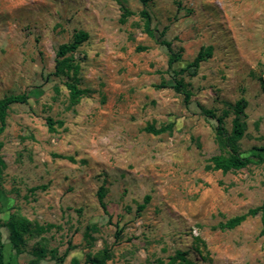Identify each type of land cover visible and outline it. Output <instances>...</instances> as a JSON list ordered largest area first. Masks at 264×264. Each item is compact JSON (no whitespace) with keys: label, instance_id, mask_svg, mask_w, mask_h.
Wrapping results in <instances>:
<instances>
[{"label":"rangeland","instance_id":"1","mask_svg":"<svg viewBox=\"0 0 264 264\" xmlns=\"http://www.w3.org/2000/svg\"><path fill=\"white\" fill-rule=\"evenodd\" d=\"M121 6L134 13L124 24ZM143 8L139 0H0V99L28 96L9 108L0 135L8 264H86L103 251L104 264H264L259 217L220 229L261 205L264 163L214 171L217 123L203 115L244 99L239 152L264 147V0H150L152 37ZM79 31L88 39L61 62L58 47ZM201 48L211 57L179 73ZM170 52L181 57L169 69ZM181 79L188 101L173 89ZM67 85L83 94L72 101ZM169 123L170 132H145ZM11 217L29 222L18 250Z\"/></svg>","mask_w":264,"mask_h":264},{"label":"trees","instance_id":"2","mask_svg":"<svg viewBox=\"0 0 264 264\" xmlns=\"http://www.w3.org/2000/svg\"><path fill=\"white\" fill-rule=\"evenodd\" d=\"M142 6L145 8L150 0H139ZM142 9L139 12L141 18L145 20L144 24V32L149 35L153 36L152 30L150 29L149 25V14L145 9ZM122 14L119 18V23L124 24L125 21L134 15L131 11H129L124 6H121ZM88 39V34L79 31L76 32L71 42L68 44H63L58 47L57 50V58H62L61 62H66V55L70 53H75L77 49L81 46ZM162 45L167 47L170 50V44L166 42H162ZM180 53L170 52V56L168 59V68L170 69L174 63H177L180 60ZM211 57V49H204L201 48L195 58L192 60L191 63L187 65L185 69L179 71L182 73L188 70H196L200 63L205 62L207 59ZM61 71L60 67L56 68L55 75H58ZM178 74V73H177ZM67 88L70 92V98L72 101L77 100L82 94L83 91L78 90L74 85H67ZM173 89L177 93H181L184 96L185 101H188L190 98V94L183 89L182 79L175 80V84ZM28 101V96L26 94H19V95H9L0 99V135L5 130V120L8 114V110L12 105H20L26 104ZM246 101L244 99H240L235 102L233 105H228V110H224L222 115L217 116L215 111L213 110H203V115L214 119L216 121V128H215V139L219 146L220 154L213 156L210 158V163L212 169L214 171H220L222 173H228L233 171H239L247 168L252 164H259L264 163V158L262 157L261 153H264V147L259 149V153L251 154L250 156H242L239 152V141L243 138L246 125L244 122L245 114L244 110L246 108ZM229 112H232L233 119L231 120V130L227 131L224 127V119L228 116ZM49 125L51 126L52 123L48 120ZM173 124L169 123L164 126H160L159 128L155 127H148L145 129V132L152 134L154 136H158L167 132H170L172 129ZM0 143V149H1ZM104 191L101 188L97 194L98 202L102 210L106 213V207L104 204ZM149 197L145 198V202L148 201ZM143 206H140L142 209ZM260 218L261 223V230L259 236H264V200L258 207L248 210L246 213L242 215L235 216L233 218L228 219L224 224L220 225V229L223 230H232L242 224L248 218ZM17 220L14 217H11L7 223V227L9 228V240L10 245L15 248L19 249V246L23 242V236L29 232V222L25 219L21 220L20 222H16ZM102 258L100 260H88L86 264H104L106 260H108V253L107 251L102 252ZM0 264H8L5 261V254H4V245L0 242ZM71 264H79L76 260L72 261Z\"/></svg>","mask_w":264,"mask_h":264}]
</instances>
